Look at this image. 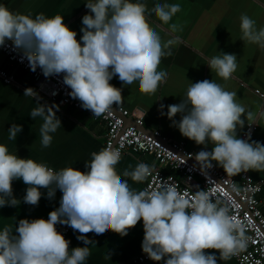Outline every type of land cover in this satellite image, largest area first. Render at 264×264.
<instances>
[{"label":"clouds","instance_id":"obj_1","mask_svg":"<svg viewBox=\"0 0 264 264\" xmlns=\"http://www.w3.org/2000/svg\"><path fill=\"white\" fill-rule=\"evenodd\" d=\"M85 7L90 11L82 17L78 41L77 32L65 25L61 15L49 18L40 13L33 17L31 12H13L0 4V47L10 41L13 51L22 54L21 62L26 59L30 70L39 68L45 78L62 75L63 84L71 90L68 95L95 117L110 114L113 106L123 103L122 90L110 84L114 77L124 85L138 82L141 93L154 95L168 76L158 70L161 59L173 54L180 37L162 41L146 13H154L167 24L181 6L163 2L149 10L145 3L131 0H87ZM171 30L182 28L172 24ZM240 30L243 40L264 49V27L257 29L256 21L246 13L240 16ZM208 66L218 77L229 80L238 68V59L235 54L219 52L209 59ZM24 96L39 97L33 88H26ZM40 100L30 115L43 118L39 133L47 148L53 139L50 133L61 128L56 115L59 106L41 104ZM164 107L160 105L161 116ZM178 114L179 121L175 119ZM166 115L183 137L204 146L190 156L206 179L214 163L227 177L264 171V144L253 141L250 132L247 138H238L237 130L252 113L238 102L235 91L214 80L190 82L186 98L168 105ZM22 131V125L12 124L8 139L15 140ZM209 143L211 151L207 150ZM120 157V151L109 145L91 153L85 172L74 167L56 171L45 163L18 158L0 144V208L21 203L13 194L14 180L27 185L23 203L30 206L39 205L40 189L47 190L50 201L57 189L62 193L60 206L46 220L20 219L14 232L10 227L0 231V264H85L90 256L87 245L95 244L86 234L103 236L111 231L126 237L140 221L142 252L155 264H217L218 259L226 261L247 248L252 238L246 235L244 222L230 214L231 199H213L210 190L199 186L191 193L181 191L172 177L160 179L154 188L133 190L122 176L143 182L154 166L141 162L121 176L115 169ZM222 182L239 193L234 182ZM57 225L80 233L77 240L85 247L70 250V241L57 231ZM111 256L108 251L107 258Z\"/></svg>","mask_w":264,"mask_h":264},{"label":"crops","instance_id":"obj_2","mask_svg":"<svg viewBox=\"0 0 264 264\" xmlns=\"http://www.w3.org/2000/svg\"><path fill=\"white\" fill-rule=\"evenodd\" d=\"M131 2L145 3L150 10L157 3L167 2L179 4L181 11L172 17L167 24L161 22L154 13H146V18L154 30L160 35L162 41L176 36L180 43L173 46L171 56L162 57L158 70L167 72V80L162 83L154 95L139 91L138 82L131 85L123 84L118 77H114L110 84L122 90L123 103L120 108L126 109L135 116H143V127L146 133L160 130L169 141L184 142L186 149L195 154L204 146L183 137L177 128L171 126L167 118V106L180 103L186 98L189 83L202 80H214L228 91L237 93L238 102L243 103L252 113L250 119H245V125L237 130L238 138H242L244 130L249 124H257L258 130L252 137L253 141L264 144V100L255 91L264 92V49L257 44L242 39L240 30V16L246 13L256 21L257 29L264 27V0H131ZM87 0H0L10 11L21 14L32 13V16L43 13L46 17L61 15L64 23L70 30L77 32V40L82 33V17L90 10L86 9ZM177 24L182 31L173 32L171 25ZM219 52L235 54L238 59V68L232 78L223 80L218 77L215 70L208 66L210 58ZM0 70L6 71L13 78V83L5 84L0 79V144L8 147L10 154L18 158L33 159L38 163L59 171L66 167H74L81 172L85 169V162L90 161L91 153L99 152L105 146L106 129L104 124L94 121L93 117L84 110L73 107L59 108L56 115L61 120V128L52 135V143L45 148L41 144L39 129L44 123L42 117L31 118V112L40 103H47L42 96H24L26 88H33L37 92L36 84L29 72L17 65H13L7 57L0 52ZM165 105V115L161 116L160 105ZM127 120L133 124L134 118ZM179 121V114L175 117ZM22 125L23 131L17 134L15 140L8 139V129L12 124ZM213 145L208 144V151ZM153 165V170L181 175L161 166L153 155L138 154L133 151L124 153L115 169L123 174L125 169L132 171L139 163ZM215 164V163H214ZM222 172L223 169L217 166ZM225 173V172H224ZM242 174V173H241ZM241 174L233 177L238 179ZM248 174L258 180L264 177V171H248ZM127 179L133 190L141 191L146 183ZM200 181V180H198ZM197 181V182H198ZM14 197L21 201L17 207L5 206L0 208V231L5 227L15 231L16 223L20 219H47L48 214L60 206L62 193L57 189L55 198H46L47 190L40 189L42 197L38 206L23 203L27 185L22 180L12 182ZM261 209L264 215V187L259 196ZM78 232L72 231L68 240L69 249L85 247L82 241L77 240ZM95 244L87 245L90 256L85 264H155L149 260L140 263L144 236L143 222L140 221L135 228L129 230L126 237H121L111 231L103 236L94 233L86 234ZM108 251L112 253L107 258ZM219 256V253H216ZM163 264V262H160ZM217 264H238L232 257L226 261L219 260Z\"/></svg>","mask_w":264,"mask_h":264},{"label":"built area","instance_id":"obj_3","mask_svg":"<svg viewBox=\"0 0 264 264\" xmlns=\"http://www.w3.org/2000/svg\"><path fill=\"white\" fill-rule=\"evenodd\" d=\"M0 52L13 65H17L30 73L36 84L38 95L45 98L47 102L52 105H58L59 108L73 107L77 110H84L81 108L79 100H74L68 95L71 90L63 84L62 75L45 78L39 68L36 72H32L26 59L21 62L22 54L13 51L10 41L6 42V46L0 47ZM0 79L5 84L13 83L12 76L3 70H0ZM255 93L264 100V92L257 90ZM84 111H87L94 121L104 124L106 129L104 148L111 145L118 149L121 153L120 159L129 150L138 154L153 155L161 166L181 175V178H179L173 173L152 170V175L147 177L142 190L148 189L150 185L154 188L160 179L172 177L173 182L179 185L181 191L187 190L191 193L199 186L201 190H210L213 199L217 197L231 199L233 207L230 214L235 215L239 221L244 222L246 235L252 238L248 242L247 248L239 254L232 256V258L238 264H264V215L259 201V196L264 187V177L254 180L248 172L242 173L238 179L227 177L214 164L213 169L208 172L206 179L200 173L199 166L196 164L194 157L190 156L195 155V153L187 150L184 142L169 141L160 130L146 133L143 130V116L133 117V113L117 106H113L110 114L105 113L101 117L93 116L90 110ZM132 117L134 118L133 124H128L127 120ZM257 130L258 125L256 123L249 124L242 134V139L247 138L249 132L252 138ZM224 179L234 182L240 189L239 193L231 190V184L223 183ZM257 186L259 187V191H254ZM56 227L57 231L68 240L73 229L67 225H57ZM149 260L145 254H142L138 261L145 263Z\"/></svg>","mask_w":264,"mask_h":264},{"label":"water","instance_id":"obj_4","mask_svg":"<svg viewBox=\"0 0 264 264\" xmlns=\"http://www.w3.org/2000/svg\"><path fill=\"white\" fill-rule=\"evenodd\" d=\"M144 128V127H143ZM144 130L146 131V129L144 128ZM152 132V131H151Z\"/></svg>","mask_w":264,"mask_h":264}]
</instances>
